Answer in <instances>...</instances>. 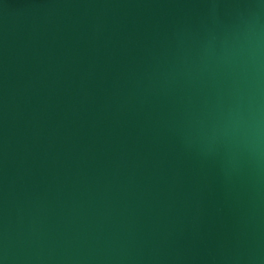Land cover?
I'll return each mask as SVG.
<instances>
[{
  "label": "water",
  "instance_id": "95a60500",
  "mask_svg": "<svg viewBox=\"0 0 264 264\" xmlns=\"http://www.w3.org/2000/svg\"><path fill=\"white\" fill-rule=\"evenodd\" d=\"M0 264H264V0H0Z\"/></svg>",
  "mask_w": 264,
  "mask_h": 264
}]
</instances>
